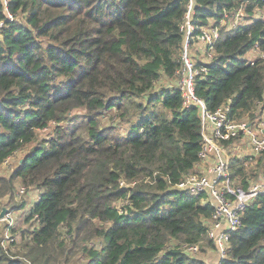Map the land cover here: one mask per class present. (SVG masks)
<instances>
[{
	"label": "trees",
	"instance_id": "16d2710c",
	"mask_svg": "<svg viewBox=\"0 0 264 264\" xmlns=\"http://www.w3.org/2000/svg\"><path fill=\"white\" fill-rule=\"evenodd\" d=\"M7 1L0 166L23 156L0 175V198L14 200L19 187L39 197L29 227L12 230L17 240L5 246L0 230V264H207L186 248H214V207L177 189L197 172L203 142L201 112L178 87L191 0ZM192 10L189 46L219 29L211 60L195 63L196 95L209 113L228 105L232 119L254 122L264 106V0H194ZM250 157L231 163L245 190L264 174V152L247 171ZM220 264H264V194Z\"/></svg>",
	"mask_w": 264,
	"mask_h": 264
},
{
	"label": "built area",
	"instance_id": "2783aa9c",
	"mask_svg": "<svg viewBox=\"0 0 264 264\" xmlns=\"http://www.w3.org/2000/svg\"><path fill=\"white\" fill-rule=\"evenodd\" d=\"M3 3L7 11L8 1L3 0ZM192 6L193 1L191 0L182 27L186 32V41L183 54L184 65L179 71L181 78L178 87L182 91L184 106L187 108L197 106L201 112L203 142L197 172L187 176L177 186V189L185 191L190 196H204L203 200L214 207L208 239L213 242L216 252L223 260L229 252L230 234L241 228L242 217L246 209L259 194H264V175L245 190L235 184L231 172L233 152L237 147L236 139H244L247 142L252 156H259L264 152V106L261 107L262 115L252 123L232 119L228 105L219 108L214 113L206 110L204 100L195 93V77L199 71L186 52V47L194 32ZM6 14L8 19L14 18L11 13ZM5 27L6 22L0 20V32ZM211 31H208L211 36L207 37L205 30L198 38V41L203 40L208 43L206 49H210L218 38V33H211ZM209 40H211L210 43ZM262 56H264L263 53ZM22 193H24V188H22ZM186 251L196 254L200 251V245L188 246Z\"/></svg>",
	"mask_w": 264,
	"mask_h": 264
},
{
	"label": "rangeland",
	"instance_id": "374dc122",
	"mask_svg": "<svg viewBox=\"0 0 264 264\" xmlns=\"http://www.w3.org/2000/svg\"><path fill=\"white\" fill-rule=\"evenodd\" d=\"M194 2V0H192ZM193 7V6H192ZM193 9V8H192ZM189 11V10H188ZM194 11L192 10V13ZM264 13V12H263ZM241 16L238 17V19L230 18L228 21H223V25L227 24H232L233 26H237L241 22ZM191 19V17H190ZM192 22H193V17H192ZM194 26V25H193ZM186 30V29H185ZM213 30V31H211ZM193 31V30H192ZM205 31V30H204ZM208 31L217 32L219 36V29L217 27L211 26V28L206 29V34L207 37L211 36ZM194 33V32H193ZM199 38V36H198ZM190 41V40H189ZM211 40H209V43ZM190 44V43H189ZM208 43L200 40L198 42H194V45H188L186 47V52H188L189 58L193 60L192 62L196 63L197 61H202V62H209L211 60V54L207 55V48ZM105 123L110 124L109 121L105 120ZM45 131L43 132L42 136L46 139H48L52 135V131ZM48 133V134H47ZM236 148L235 151L233 152V156L239 155L241 157L246 156H251V159H248L245 164H246V170L250 171L252 168L255 167L257 161L259 160V156H254L252 157L251 151L248 149V144L244 139H241L239 142L236 143ZM23 154L19 153L15 157L9 159L7 162H5L3 165L0 166V175L7 176L9 173L12 172L14 167L21 161ZM264 174H261L263 176ZM258 179L252 180L253 183H256ZM237 185V183L235 182ZM254 185V184H253ZM39 197L38 191L32 192V191H26L22 193V188H18L17 194L14 198V200H9L10 197L6 196L5 198H0V230L4 231L3 237L5 238L4 240V245L9 246L11 243L19 238V236L14 237V234L12 233L13 229H23L29 227L28 224L25 223V217L28 215V213L31 211L32 207L34 206L35 202L37 201ZM205 202L206 200H202ZM19 203V205H18ZM24 203V206L22 207ZM22 204V205H21ZM18 205V206H17ZM21 205V206H20ZM17 206V207H16ZM16 207V208H15ZM6 208L7 212L1 217L2 209ZM13 249V248H12ZM213 248L212 246L204 245L202 248H200V251L196 254H191V256L197 257L199 259H203L206 263L207 261L205 260L208 257V253L211 252ZM222 260L220 259L219 256V264ZM208 264V263H207Z\"/></svg>",
	"mask_w": 264,
	"mask_h": 264
},
{
	"label": "crops",
	"instance_id": "0c3cea01",
	"mask_svg": "<svg viewBox=\"0 0 264 264\" xmlns=\"http://www.w3.org/2000/svg\"><path fill=\"white\" fill-rule=\"evenodd\" d=\"M205 260L208 264H219V255L215 249H212L211 252L208 253V257Z\"/></svg>",
	"mask_w": 264,
	"mask_h": 264
},
{
	"label": "water",
	"instance_id": "95a60500",
	"mask_svg": "<svg viewBox=\"0 0 264 264\" xmlns=\"http://www.w3.org/2000/svg\"><path fill=\"white\" fill-rule=\"evenodd\" d=\"M7 212V209L6 208H3L2 209V213H1V217H3V215Z\"/></svg>",
	"mask_w": 264,
	"mask_h": 264
}]
</instances>
